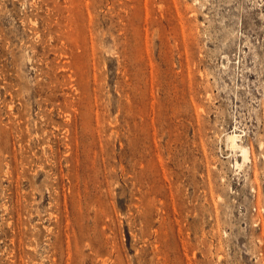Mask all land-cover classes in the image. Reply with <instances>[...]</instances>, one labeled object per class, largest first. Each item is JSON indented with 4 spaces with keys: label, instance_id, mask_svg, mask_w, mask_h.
Here are the masks:
<instances>
[{
    "label": "rangeland",
    "instance_id": "374dc122",
    "mask_svg": "<svg viewBox=\"0 0 264 264\" xmlns=\"http://www.w3.org/2000/svg\"><path fill=\"white\" fill-rule=\"evenodd\" d=\"M0 264H264V0H0Z\"/></svg>",
    "mask_w": 264,
    "mask_h": 264
},
{
    "label": "bare ground",
    "instance_id": "6f19581e",
    "mask_svg": "<svg viewBox=\"0 0 264 264\" xmlns=\"http://www.w3.org/2000/svg\"><path fill=\"white\" fill-rule=\"evenodd\" d=\"M226 139H227V144H228L229 148L231 147L234 150L235 149H239V153L241 152V155H242L243 159L247 158V155H249V154H247L246 147H244V145H242L241 142H240L241 138H240L239 133H236L235 131H232L231 133L227 134ZM237 152H238V150H237ZM235 153H236V151H235ZM235 162H236V165L239 166V163L237 161H235Z\"/></svg>",
    "mask_w": 264,
    "mask_h": 264
}]
</instances>
